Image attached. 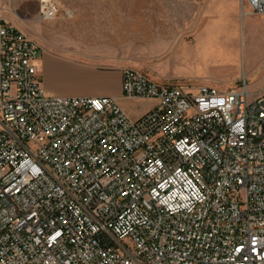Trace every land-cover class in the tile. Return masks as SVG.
<instances>
[{
	"label": "built area",
	"instance_id": "2783aa9c",
	"mask_svg": "<svg viewBox=\"0 0 264 264\" xmlns=\"http://www.w3.org/2000/svg\"><path fill=\"white\" fill-rule=\"evenodd\" d=\"M264 14V0H242ZM38 0V18H70ZM39 44L0 23V264H264V93L121 73L113 96L48 94Z\"/></svg>",
	"mask_w": 264,
	"mask_h": 264
},
{
	"label": "rangeland",
	"instance_id": "374dc122",
	"mask_svg": "<svg viewBox=\"0 0 264 264\" xmlns=\"http://www.w3.org/2000/svg\"><path fill=\"white\" fill-rule=\"evenodd\" d=\"M59 1L74 17L58 18L72 21L78 16L88 35L83 45L90 54L124 60L126 66L165 84L226 89L246 83L254 95L264 93V46L249 37L261 29L257 18L250 25L247 16L256 15L242 0ZM0 12L22 32L28 19L39 22L33 28L39 45L41 35L51 39L52 30L42 31L40 24L57 18L40 20L38 0H0ZM260 42L264 44V39ZM41 50L35 61L38 71ZM120 106L130 118L142 110L129 100Z\"/></svg>",
	"mask_w": 264,
	"mask_h": 264
},
{
	"label": "crops",
	"instance_id": "0c3cea01",
	"mask_svg": "<svg viewBox=\"0 0 264 264\" xmlns=\"http://www.w3.org/2000/svg\"><path fill=\"white\" fill-rule=\"evenodd\" d=\"M255 15L253 18L247 16L248 21L251 25L257 18V25L261 30L259 35L252 33L249 37L254 43L264 46L260 42L264 39V16H262L264 14ZM71 16L73 18L74 14ZM76 18L72 21L57 18L53 22L40 24L43 28L42 31L47 28L52 30L51 39L41 35V45H39L42 49L39 74L44 90L53 96L98 97L106 95L115 97L119 104L122 101H127L121 94V73L123 68L129 66H126L124 60L121 59L114 60L112 57L90 54L83 45L88 40L87 32L83 29L78 16ZM10 19L6 13L0 12V23L2 20H7L13 24ZM28 20L30 24L25 23L24 33L38 43L36 40L38 37L33 28L39 22L33 18ZM103 35L101 36L103 37ZM51 40L52 42H50ZM49 43H53V50L49 48ZM76 44L78 45L76 46ZM135 103L140 104L142 110L133 116L134 119L155 105L154 100H137Z\"/></svg>",
	"mask_w": 264,
	"mask_h": 264
},
{
	"label": "bare ground",
	"instance_id": "6f19581e",
	"mask_svg": "<svg viewBox=\"0 0 264 264\" xmlns=\"http://www.w3.org/2000/svg\"><path fill=\"white\" fill-rule=\"evenodd\" d=\"M23 15V14H22Z\"/></svg>",
	"mask_w": 264,
	"mask_h": 264
}]
</instances>
